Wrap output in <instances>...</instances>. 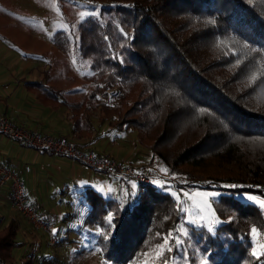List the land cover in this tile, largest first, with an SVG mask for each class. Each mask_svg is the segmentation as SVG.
I'll list each match as a JSON object with an SVG mask.
<instances>
[{"label":"trees","instance_id":"1","mask_svg":"<svg viewBox=\"0 0 264 264\" xmlns=\"http://www.w3.org/2000/svg\"><path fill=\"white\" fill-rule=\"evenodd\" d=\"M78 1L90 13L78 24L77 45L62 30L52 40L68 54L78 50L91 58L84 68L93 85L81 103L82 117L136 131L139 145L167 167L166 174L202 181L195 188L222 194L211 204L220 223L209 231L189 223L182 202L169 192L174 186L164 180L125 204L86 184L78 190L88 205L79 230L99 227L95 245L105 264H144L165 236L172 251L154 264H264V255H252L254 237L264 243V207L248 199H264V0ZM231 66L235 70L220 80L217 71ZM116 86L119 92L111 95ZM240 144L241 153L228 158ZM212 157L216 161L207 162ZM5 220L0 264H42L47 254L38 253L41 245L19 238L16 217ZM178 232L184 251L176 249Z\"/></svg>","mask_w":264,"mask_h":264},{"label":"crops","instance_id":"2","mask_svg":"<svg viewBox=\"0 0 264 264\" xmlns=\"http://www.w3.org/2000/svg\"><path fill=\"white\" fill-rule=\"evenodd\" d=\"M47 1L0 0V115L40 133L53 137L66 136L81 148L120 157L133 166H139L137 163L150 157L148 159L149 155L143 154L141 145L137 146L136 131L120 132L97 119L88 124L87 119L82 117L84 108L81 103L93 81L82 65H76L61 49L54 51L53 46L47 44L51 35L42 24V8ZM13 33L18 35L14 36ZM22 35L28 39L27 50H18L14 44V39ZM39 46L46 47L49 55H45V48L40 51ZM61 59L63 63L59 61ZM34 152L35 161L43 162L38 169L32 168L24 159ZM0 163L10 165L19 172L30 192L32 203L52 221V227L59 225L66 213L60 208L43 211L49 209L48 201L56 200L55 193L47 191L48 185L44 180L65 172L70 179L75 178L74 181L89 183L84 177L86 174L91 176V171H94L64 156L36 150L20 140L1 134ZM96 173L94 178L108 186L107 177ZM113 187L112 184L108 188L113 191ZM9 192L7 186L0 187V208L4 205V194L10 198ZM24 222L26 220L23 218L19 220L20 230L25 228ZM26 227L31 228L29 223ZM24 240L34 242L31 238Z\"/></svg>","mask_w":264,"mask_h":264},{"label":"rangeland","instance_id":"3","mask_svg":"<svg viewBox=\"0 0 264 264\" xmlns=\"http://www.w3.org/2000/svg\"><path fill=\"white\" fill-rule=\"evenodd\" d=\"M85 2H81L78 0H48L43 6L42 10L44 11L43 15V25L48 28V31L50 32L49 38L50 40L47 41L48 45H52L53 50H59L60 48L56 47L55 43H53L52 38L59 37V32L62 30L64 31V36L69 37L74 44L78 42V39L80 38L79 30H78V24H80V21L83 19L84 16L87 15L89 12L87 10V5H85ZM31 12V11H30ZM90 13V12H89ZM175 22V20L173 21ZM41 23V22H40ZM39 25V22L37 23ZM36 25V27H38ZM42 26V25H40ZM14 36H17L18 33H13ZM18 36V38L14 39V44L18 50L25 49L27 50L26 43L28 39L24 36ZM47 36V37H49ZM22 38V39H21ZM77 45V44H76ZM43 47V48H42ZM39 46V50L45 48V55H49V50L44 46ZM67 50V49H66ZM215 50V48H214ZM67 56L70 57L73 63H75L78 66H87L91 60L90 57H84L80 55L79 51L77 50L76 53L72 54L68 51H63ZM78 53V54H77ZM209 54H207L206 58ZM62 57V56H61ZM61 63H63V59L59 60ZM71 62V61H70ZM87 70V69H85ZM235 70L234 66L219 69L217 71V75L219 76L220 80L227 79L231 73ZM91 72V71H90ZM89 70H87V73L91 76ZM93 73V72H92ZM248 85V81H243L242 83H239V88L243 89ZM111 95L117 94L119 92L118 86L114 87L110 90ZM137 146H139L138 140H137ZM242 146L239 145L233 149L232 152L229 153L228 158L235 157L236 155H239L242 151ZM143 151V154L145 156H148L147 158L142 159L139 163H137L138 168H144L151 171L152 174L156 175V178L158 176V180L160 183V180H164L169 184L173 189L169 190L171 194H173L176 199L181 203L182 210L187 209L185 213H187L186 218L189 220H197L199 224L207 225V222L209 219L217 220L218 218L215 215H209L208 213L204 212L202 208V201L205 199L203 196H198L195 193H215V192H205L200 191L198 188H195L193 184H199L203 183L195 182L189 178H185L183 176H179L177 174H166L167 167L161 163V161L158 158L153 159L151 152L147 148H141ZM35 153L32 154L30 157L25 156V161H27L32 168L38 169L40 165L43 164L42 161H35ZM42 156V154H41ZM120 158V157H119ZM152 158V159H151ZM215 157H212L210 161L207 162H215ZM76 162V161H75ZM146 162V163H145ZM148 162V163H147ZM38 163V164H36ZM141 165V166H140ZM166 170V171H165ZM90 171V170H89ZM91 176L85 175V180H88V182H77L74 181L71 178L70 175L66 174L65 172H62L61 174H56L55 177H49V179L44 180V183H47V191L54 194V198L56 199L55 202L48 201L49 209H43V211H53L55 209L59 210L62 209L64 213H72L73 215L71 218H62V221H60L59 225L53 226L48 231V234H58L57 237L59 238V241L56 242L54 246H51L49 244L48 235L44 233L43 231L37 232L33 229L26 227L28 222H24L22 229L19 231V238L21 239H28L31 238V240H34L35 244L37 242V245H41L40 249H38V253L40 255L47 254V257L41 259L42 264H105L102 261V258L98 256L97 248L95 245L96 242V232L99 230L98 226L91 225L87 228H82L79 230L80 225L83 223V218L87 214L88 205L85 203V201L82 199L83 196H85V192L80 193L78 190H81L84 185L89 184L92 185L93 188L97 189L98 192L103 194L104 197H114L115 199H118L122 202V204L127 203L130 200V195L135 194L139 192V186L138 184H135L136 187L133 188L132 185L134 183L128 184L123 179L119 180V177H115L114 175H108L104 173H96L94 171H91ZM106 176L108 181V186H104L102 181H98L94 178V174ZM25 177H27L25 175ZM51 180L53 181L51 183ZM76 182V184L74 182ZM47 181V182H46ZM122 182V184H121ZM113 184V191L110 190L108 187H112ZM26 186V185H25ZM141 188V186H140ZM261 190H264V186H260ZM28 190V189H27ZM52 191V192H51ZM141 191V190H140ZM184 191H187L189 193H193L191 197H184L183 195H179V198H177L178 193H183ZM29 192V191H28ZM3 196L2 203L4 204L2 208H0V216H3L6 220L9 218V216L14 215L17 219L20 221L22 220V217L16 212L12 206L11 199L6 195V193ZM30 196V192H29ZM253 196V195H251ZM187 198V199H186ZM30 196V200H31ZM209 203L212 204V197H208ZM47 201V200H46ZM191 201V202H190ZM256 201H264L263 198L256 197ZM255 201V202H256ZM32 202V201H31ZM257 203V202H256ZM9 204V206H7ZM259 204V203H257ZM260 206L261 205L259 204ZM200 211L202 215L205 216L204 219H200L199 216L196 215V213ZM212 213H214L212 208ZM43 214H45L43 212ZM4 222L6 224L8 221ZM3 224V225H4ZM181 230L184 231L185 227L180 226ZM254 247L253 250L258 247V245L264 244L259 242L257 237H254ZM35 246V245H34ZM37 247V246H36ZM157 249V246H156ZM158 250V249H157ZM156 250V251H157ZM155 251V252H156ZM27 253V252H25ZM17 255V254H16ZM155 255L151 254V257L153 258ZM176 256H174L175 259ZM153 259L146 258L144 261V264L146 261H149L151 264V261ZM174 264L178 263L175 260L173 261ZM36 264H41L40 262Z\"/></svg>","mask_w":264,"mask_h":264},{"label":"built area","instance_id":"4","mask_svg":"<svg viewBox=\"0 0 264 264\" xmlns=\"http://www.w3.org/2000/svg\"><path fill=\"white\" fill-rule=\"evenodd\" d=\"M0 134L24 142L31 148L64 156L88 168L117 176L128 184H138L139 192L135 193L140 198L146 187L157 182L158 176L150 170L138 168L109 154L98 153L93 149H83L66 136L53 137L40 133L22 124H17L7 117L0 115ZM159 182V181H158ZM9 188L12 206L36 231L48 232L52 222L31 202L29 192L19 172L12 166L0 163V187ZM51 246L56 239L51 236Z\"/></svg>","mask_w":264,"mask_h":264},{"label":"snow or ice","instance_id":"5","mask_svg":"<svg viewBox=\"0 0 264 264\" xmlns=\"http://www.w3.org/2000/svg\"><path fill=\"white\" fill-rule=\"evenodd\" d=\"M132 187L135 188L136 185L133 184ZM232 187H235V186L233 185ZM195 194L198 195V196L205 197V199L202 201V208H203L204 212L208 213L209 215H214V213H212V205H211V203H209L208 197H212L213 198V202H214V198L216 196L222 195V194H217V193H200V192H197ZM179 195H183L184 197H191L193 195V193H189L187 191H184L183 193H178L177 194V198H179ZM240 195H244V194L241 193ZM248 199H251L253 201H256V197L255 196H249ZM256 202L259 203V204H261V205H264V201H256ZM129 206H131V202H129ZM184 211H187V209H184ZM196 215L199 216L200 219H204L205 218V216L202 215L200 211H198L196 213ZM112 220H113V217L111 215H109L108 216V230L109 231L111 230V227H112ZM189 223L194 224L197 227H203V226H205V225L199 224L197 220H190ZM219 223H220V221H218V220L209 219L208 222H207L206 227L208 228L209 231H212V225L213 224H219ZM252 234L254 236L257 235V230L255 228L252 229ZM169 235H171V234H169ZM184 235L187 236L188 235V232L185 231L184 232ZM174 240H175L176 249L178 251H184V249H182V240H181V236H180V233L179 232L174 237ZM157 249L158 250L155 252V255H154L153 260L151 261V264H154L155 260H159L161 257H163L165 251H169V252L172 251V247L169 244V236H165L163 238V243L157 245ZM146 255H150V254H146ZM252 255L255 256V257H257V258H259L260 256L264 255V244L258 245V247L253 250ZM145 264H150V262L149 261H146ZM164 264H167V261L166 260H165ZM203 264H208V261L205 259L203 261Z\"/></svg>","mask_w":264,"mask_h":264}]
</instances>
